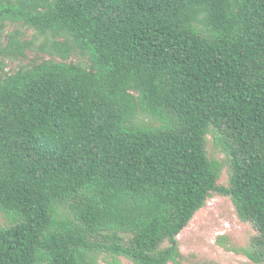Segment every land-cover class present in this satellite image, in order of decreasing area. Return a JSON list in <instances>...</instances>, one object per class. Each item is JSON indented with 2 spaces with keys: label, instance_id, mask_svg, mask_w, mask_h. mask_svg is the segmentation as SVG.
Returning <instances> with one entry per match:
<instances>
[{
  "label": "trees",
  "instance_id": "1",
  "mask_svg": "<svg viewBox=\"0 0 264 264\" xmlns=\"http://www.w3.org/2000/svg\"><path fill=\"white\" fill-rule=\"evenodd\" d=\"M214 196L264 264V0H0V264H180Z\"/></svg>",
  "mask_w": 264,
  "mask_h": 264
},
{
  "label": "rangeland",
  "instance_id": "2",
  "mask_svg": "<svg viewBox=\"0 0 264 264\" xmlns=\"http://www.w3.org/2000/svg\"><path fill=\"white\" fill-rule=\"evenodd\" d=\"M12 29V26L6 30ZM29 39H35L34 49L26 52V57L19 60L5 59L6 70L13 72L20 66L33 61L48 58V53L40 50L42 38L34 37L32 31H27ZM5 43V40L3 41ZM209 149L212 151L211 147ZM217 155V154H216ZM219 156V155H218ZM225 174L222 181H225ZM255 229L242 222L229 198L214 196L209 198L204 207L199 209L189 224L178 235L181 253L184 259L180 264H247L248 260L233 251L225 250L217 243L219 236H226L228 244L245 246ZM121 264H133L130 260L120 258ZM101 264H108L104 261Z\"/></svg>",
  "mask_w": 264,
  "mask_h": 264
}]
</instances>
